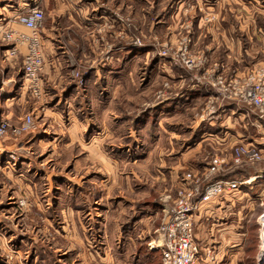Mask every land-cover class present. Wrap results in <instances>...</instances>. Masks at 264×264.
Masks as SVG:
<instances>
[{
    "label": "rangeland",
    "instance_id": "obj_1",
    "mask_svg": "<svg viewBox=\"0 0 264 264\" xmlns=\"http://www.w3.org/2000/svg\"><path fill=\"white\" fill-rule=\"evenodd\" d=\"M28 2L20 12L34 5L44 12L48 55L41 94L33 97L23 86V55L6 56L3 31L10 28L0 27V119L8 123L0 137V264L97 259L92 213L127 212L132 221L140 206L169 205L181 175L216 154L229 163L215 177L237 171L247 181L215 200L238 194L228 212L203 214L213 223L236 219L229 221L239 229L236 246L218 251L212 242L220 241V226L208 224L214 258L199 249L200 264H264V154L231 162L240 144L264 147V118L211 86L217 71L241 78L264 67L261 0ZM210 28L212 54L205 50ZM26 114L33 125L14 133ZM77 211L80 229L71 215ZM78 239L80 246L71 245Z\"/></svg>",
    "mask_w": 264,
    "mask_h": 264
},
{
    "label": "built area",
    "instance_id": "obj_2",
    "mask_svg": "<svg viewBox=\"0 0 264 264\" xmlns=\"http://www.w3.org/2000/svg\"><path fill=\"white\" fill-rule=\"evenodd\" d=\"M18 24L25 30L13 28L3 31V40L10 44L6 56L11 58L19 53L23 55V84L33 97L42 91L40 73L44 58L41 50L40 30L43 27L44 12L37 6H31L16 15ZM21 46L25 51L21 52ZM194 63V59L190 60ZM211 86L218 95L228 101L248 104L254 108L258 117L264 118V67L250 68L243 77L225 78L217 71L213 75ZM2 84V83H1ZM0 84V94L3 86ZM2 94L0 95L1 100ZM33 125L30 114L22 117L21 123L13 128L14 133L26 131ZM8 129V123L0 119V137ZM264 147L256 144H240L231 156L234 165L243 161L262 159ZM229 163L223 155H213L202 170L185 171L176 188V195L171 204L164 209L163 219L159 227L162 236L160 245L161 264H200L201 260H213L212 251L207 249L204 259L199 255V246L194 234L195 211L199 205L215 201L221 195L232 193L247 180L215 178L220 170ZM260 225L264 227V211Z\"/></svg>",
    "mask_w": 264,
    "mask_h": 264
},
{
    "label": "crops",
    "instance_id": "obj_3",
    "mask_svg": "<svg viewBox=\"0 0 264 264\" xmlns=\"http://www.w3.org/2000/svg\"><path fill=\"white\" fill-rule=\"evenodd\" d=\"M28 3H29L28 0H0V27L13 28L19 31L25 30L23 26L17 23L15 17L20 12V10L24 8V6H26ZM261 5L264 9V0H261ZM53 9H57V10L60 9L57 1H55V5L53 6ZM194 25L196 27L195 35L198 36L197 34H199L201 31L199 29L200 22H198L197 20L195 21ZM208 32H210L211 37L209 41L205 43L206 44L205 50L208 53L212 54L217 51L212 49L214 47L213 45L214 42L217 40V35H214L213 28L208 29ZM220 34L224 36L223 31H221ZM196 38L200 39V36ZM41 44H42L41 50L43 53V58H46L48 55V47H47L48 45L44 41L43 43L41 41ZM20 50L21 52H24L25 47L21 46ZM23 86L25 85L23 84ZM9 90L6 91L8 92ZM13 96L14 95H11V97ZM235 108L236 106L233 105L232 109ZM259 123H261V121H259ZM199 166L203 167L202 163ZM193 167H197V166L195 165ZM201 167L196 169L193 168V170H199L201 169ZM244 183L242 185H244ZM98 197L99 196L96 197L94 196L92 198L94 204L98 203V201L101 200L100 198L99 200ZM236 197L239 199L238 194H235L233 197L232 196L226 197L224 201L223 200L212 201L204 205H199L198 208L196 209L195 217H194V234H195L196 242L201 251L204 250L203 252H205V250L208 249V246L211 244L210 241L211 239H209L208 224L212 225L214 228L220 226L219 228L221 231L220 232L221 239L220 241L216 240L212 242L215 245V247H217L218 251L229 252L230 250L234 249V247L236 246L238 242L237 237L239 235L238 232L239 229L238 227L234 226V223L229 222V221H234L236 219L232 220L230 218L231 220L227 221L228 218L227 217L226 219H224V221L221 220L219 222L218 220L214 219L213 221L215 223H213L210 222V220L205 219L203 215L209 213L207 212V209H210V211L214 210L213 207L215 208V210L218 209V210H224V212H228L230 204L231 205L234 204V202L236 201ZM136 200L137 198L133 199V202L128 205L129 206L128 210H132L136 207L135 206ZM217 206L219 207L217 208ZM115 207L117 208L118 206L116 205ZM167 207L168 204L164 205L163 203H159L157 201H154L153 203L147 204L142 207L140 206L139 210H132L133 212L132 214L139 213V215H137V217L132 219V221L130 220V216H127L128 215L127 212L119 213L118 211H116L114 213H110L109 215L106 213L104 215V213L102 212L103 215H100V217H98L96 213H92L90 218L92 222L90 223L93 226L94 234L100 235V242H99L100 244L98 245H96V243L94 244L95 248H97L94 251L97 254L100 253L101 256H99L97 259L93 258V260H89L82 257L77 264H89L90 262L96 264H153L152 262L155 260V258L159 260V262L157 261L158 264H161L160 245L162 242V236L159 231V225L163 219L164 209ZM233 211L235 210L233 209ZM236 212L239 213V209H237ZM99 213L102 214L101 212ZM78 214L79 213L77 211V213L71 215L72 218H74V221L76 220L78 229H80V227L81 228L83 227V224L80 221ZM229 231L232 232L229 233L230 237L227 236L226 240L222 239L223 236L224 237L226 236L224 233L228 234ZM240 232L242 233V231ZM83 237L85 238L86 236L84 235ZM83 241L84 239L82 240V242ZM69 243L71 244L70 241ZM73 244H77L78 246H80V240L79 239L78 241L75 240L74 243H72L71 245ZM69 248L70 247L68 246V249ZM99 250L101 252H99ZM203 254L204 253H202L201 256Z\"/></svg>",
    "mask_w": 264,
    "mask_h": 264
},
{
    "label": "trees",
    "instance_id": "obj_4",
    "mask_svg": "<svg viewBox=\"0 0 264 264\" xmlns=\"http://www.w3.org/2000/svg\"><path fill=\"white\" fill-rule=\"evenodd\" d=\"M240 174V173H239ZM238 172H230L226 175H219V176H216L215 178H221V179H236V180H240V181H243L244 179L239 176Z\"/></svg>",
    "mask_w": 264,
    "mask_h": 264
},
{
    "label": "bare ground",
    "instance_id": "obj_5",
    "mask_svg": "<svg viewBox=\"0 0 264 264\" xmlns=\"http://www.w3.org/2000/svg\"><path fill=\"white\" fill-rule=\"evenodd\" d=\"M261 243H262V246L264 247V230L261 232Z\"/></svg>",
    "mask_w": 264,
    "mask_h": 264
}]
</instances>
